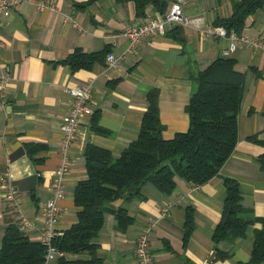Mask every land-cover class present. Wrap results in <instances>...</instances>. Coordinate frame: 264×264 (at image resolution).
<instances>
[{
  "label": "crops",
  "instance_id": "1",
  "mask_svg": "<svg viewBox=\"0 0 264 264\" xmlns=\"http://www.w3.org/2000/svg\"><path fill=\"white\" fill-rule=\"evenodd\" d=\"M233 1L188 0L184 10L197 18L198 24H171L164 35L147 37L132 51L127 50L130 39L125 28L163 13L152 4L144 15H138L133 0H20L2 15L0 75L8 73L9 81L5 89L0 87V249L10 223L20 226L31 239L42 238L45 204L62 161L60 124L73 101L70 87L93 80L91 104L94 112L98 111V123L109 132L93 128L94 112L82 117L77 137L68 149L70 168L64 177V195L58 199V232L78 218L74 191L87 176L86 144L91 142L120 155L138 136L148 107L146 95L152 88L159 90L163 136L171 138L187 130L190 115L186 105L196 89L192 74L219 56H233L237 68L245 73L238 139L219 173L199 185L177 175L170 193L145 183L141 197L123 196L110 204L125 208L133 222L122 228L110 209L95 241L97 254L106 264H138L137 239L152 225L155 264H241L249 259L260 222L249 225L243 237L217 243L213 239L226 195V176L238 180L244 205L256 216L264 215V170L258 160L264 152V51L240 41L228 55L225 51L230 39L205 32L216 25L217 16L232 13ZM241 33L264 40V5L248 17ZM77 47L87 51L106 47L124 55L117 66L107 67L105 59L91 68L72 70L62 59ZM253 135L263 142L252 140ZM32 143L41 145L34 154L36 160L26 150ZM6 172L18 191L17 208L5 196L2 177ZM189 207L194 212V229L185 242ZM219 252L228 256L219 257ZM68 257L88 258L90 254L72 253Z\"/></svg>",
  "mask_w": 264,
  "mask_h": 264
},
{
  "label": "trees",
  "instance_id": "2",
  "mask_svg": "<svg viewBox=\"0 0 264 264\" xmlns=\"http://www.w3.org/2000/svg\"><path fill=\"white\" fill-rule=\"evenodd\" d=\"M93 0H87L89 3ZM128 1V0H118ZM136 13L144 15L152 4L164 12L170 0H133ZM264 5V0H234L229 16H217L215 24L224 25L228 31L241 33L247 19ZM179 28V25L174 29ZM108 48L87 51L75 48L63 62L72 70L91 68L96 62H104ZM196 89L192 92L186 110L190 125L173 137L163 136L164 125L160 118L159 90L152 88L146 95L148 107L143 114L140 130L120 153L113 152L94 143L84 148L87 176L81 179L74 191V200L79 207L77 220L54 237L53 243L64 254L55 264H106L97 254L95 238L105 222V214L112 209L122 228L133 222V216L123 207H111L120 197L142 196V187L151 182L165 193L176 186L179 175L188 182L199 185L219 173L223 163L235 150L238 139V113L241 106L245 73L237 68L233 56H219L208 66L192 74ZM112 80L111 83H116ZM98 111L94 112L93 128L107 133L108 129L98 123ZM257 142H263L250 136ZM264 143V142H263ZM37 143L29 144L27 153L33 157ZM264 170V152L258 157ZM226 195L221 219L213 232L217 243L222 239H234L247 234L249 225L260 222L250 257L241 264H264V215L256 216L251 207L243 203L238 180L225 177ZM193 208H187L184 240L194 229ZM46 246L34 240L16 223L6 227L0 249V264H43ZM89 253L90 257L70 258L68 254ZM219 257L228 253L219 252Z\"/></svg>",
  "mask_w": 264,
  "mask_h": 264
},
{
  "label": "built area",
  "instance_id": "3",
  "mask_svg": "<svg viewBox=\"0 0 264 264\" xmlns=\"http://www.w3.org/2000/svg\"><path fill=\"white\" fill-rule=\"evenodd\" d=\"M188 0H172L170 8L158 15L149 17L147 20L133 22L129 24L124 31L130 39L128 51H132L135 47L140 45L147 37L160 34L164 35L171 24H183L190 25L197 23V18L188 15L184 7ZM20 0H0V20L2 15L9 11L12 7L18 5ZM45 6L41 3V7ZM207 33H213L218 36L228 37L230 44L226 54H231L238 47L240 41L245 42L253 48L262 49L264 51V40L258 37L246 36L242 33H238L235 30L228 31L224 25H212L205 29ZM3 38L0 32V45L3 44ZM122 55H116L114 52H108L106 55V66H117ZM9 81L8 73L0 75V87L5 89ZM93 91V80L88 82L72 86L69 88V92L73 95V101L71 103L69 111L62 117L60 128L63 132L62 139V161L58 166L52 186L51 196L48 198L45 204V227L43 230L41 241L46 246L45 259L43 264H51L58 256L64 254L53 243L54 237L58 234L56 224L60 215V206L58 205V199L64 195V177L70 168V157L68 149L70 144L76 139L81 119L84 115H89L94 112L91 104V96ZM2 180L6 186L5 196L11 202V204L17 208L19 196L16 186L13 184L11 174L6 172L2 177ZM24 219V218H23ZM152 225H149L145 231L140 233L136 243V257L138 264H155V257L150 241V231Z\"/></svg>",
  "mask_w": 264,
  "mask_h": 264
}]
</instances>
